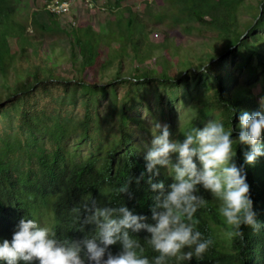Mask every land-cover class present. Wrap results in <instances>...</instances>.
<instances>
[{
  "label": "trees",
  "instance_id": "obj_1",
  "mask_svg": "<svg viewBox=\"0 0 264 264\" xmlns=\"http://www.w3.org/2000/svg\"><path fill=\"white\" fill-rule=\"evenodd\" d=\"M17 1L0 0V73L4 77L0 104L18 96L15 105L21 106V115L27 118L28 110L22 105L40 85L47 86L46 82L64 83L67 87V82H73V90L88 97L82 117L56 121L45 125L46 129H38L42 131L39 137L42 143L36 150L19 141L3 140L0 146V243L5 239L11 241L22 218L36 221V213L43 208H49L53 214V231L59 240L92 236L95 233L91 226L81 230L80 214L74 209H82L86 201L93 199L101 206L124 204L134 214L146 216V223L154 225L151 208L153 197L158 193L151 190L147 176L139 184L133 179L132 199L118 193L129 177H139L145 171L146 153L135 143V136L146 129V121L131 115L126 102L118 106L114 97L107 104L108 113L100 112L94 94L106 95L119 85H127L128 93L134 91L128 100L135 98L139 103L151 91L177 90L189 76L206 74L215 83L214 102L207 108L218 110L226 130L233 128L236 160L238 166L245 168L253 210L262 227L259 232L244 228L243 240L229 238L227 233L231 229L219 214L220 202L200 186L199 194L207 204L195 214L200 221L197 227L205 239L211 237L214 243L203 258L194 256L191 261L173 258L168 264H264V156L254 165L246 164L244 153L250 148L235 140L240 114L259 111L260 99L264 98V93L260 96L255 92V82L251 81L260 74L264 76V0H155L147 2L141 12L124 5L128 0H106L114 18L108 19L100 31L78 26L76 21L66 28L58 17L70 12H58L53 4H44L41 8L49 14V25L40 22L33 12L32 27L42 33L62 32L71 40L69 52L65 48L57 51L56 42H50L45 56L39 51L44 41L19 19ZM86 1L96 6L99 0ZM70 3L72 8L74 0ZM153 4H157L158 9L155 10ZM243 12L249 13L251 18L244 19ZM194 22L201 25L199 30L205 26L215 34L211 44L214 52L205 51L202 45L200 49L196 44L184 45L179 41L178 32L170 34L165 29L179 27L191 33ZM157 30L165 32L161 41L152 38ZM10 38L16 42V51L12 50ZM50 50L55 53L53 62ZM227 55L238 61L228 65ZM32 56L38 61H33ZM61 60L71 63L73 78L56 71L57 62ZM23 62L28 67H23ZM12 75L14 83L9 82ZM105 78L107 82H103ZM106 121L113 125L105 127ZM30 128L35 126L30 123ZM188 132L183 133L184 138ZM74 135L81 141L96 142V146L83 153L76 149L77 145L71 146L70 139ZM104 136H108L107 140ZM160 181L167 188L173 182L171 171L161 169L153 182ZM130 235L140 240L144 254L154 264L158 253L147 242L150 233L141 230ZM110 250L116 254L120 246H111ZM85 264H89L86 258Z\"/></svg>",
  "mask_w": 264,
  "mask_h": 264
},
{
  "label": "clouds",
  "instance_id": "obj_2",
  "mask_svg": "<svg viewBox=\"0 0 264 264\" xmlns=\"http://www.w3.org/2000/svg\"><path fill=\"white\" fill-rule=\"evenodd\" d=\"M232 133V127L226 130L221 121L212 119L202 129L189 131L179 142L170 138L168 125L154 123L151 147L144 157L145 171L139 177H129L118 189L120 195L132 199L133 179L139 184L147 176L151 190L158 193L151 208L154 225L124 204L101 206L93 199L74 211L80 214L81 230L91 226L94 235L61 241L48 227L22 218L11 241L5 239L0 243V262L85 264L86 258L89 264H152L140 240L130 235L141 230L150 233L147 242L158 253L154 264H168L173 258L177 261H191L194 256L203 258L214 241L211 237L205 239L197 227L200 221L195 214L207 204L199 194L200 186L220 202L218 211L231 229L227 233L229 238L243 240L244 228L259 232L262 224L253 210L245 168L235 162ZM235 140L250 148L244 153L246 164L254 165L264 156V98L259 111L240 114ZM174 154H177L175 162ZM161 169L171 171L173 182L167 188L163 181L153 182ZM115 245L120 246V251L113 254L110 248Z\"/></svg>",
  "mask_w": 264,
  "mask_h": 264
},
{
  "label": "rangeland",
  "instance_id": "obj_3",
  "mask_svg": "<svg viewBox=\"0 0 264 264\" xmlns=\"http://www.w3.org/2000/svg\"><path fill=\"white\" fill-rule=\"evenodd\" d=\"M37 1V2H36ZM56 0H18L17 8L19 12V19L29 25V30L34 32L44 42L40 47V54L45 56L49 53L48 45L50 42H56L57 51L61 48L69 50L70 38L62 32H50L42 33L36 30V27H32L31 21L33 18V12L36 13V17L40 22L45 25H49V14L45 8H41V5L51 3L55 6ZM155 0H128L124 5H128L135 10L144 11L145 4L147 2L153 3ZM159 2L160 0H156ZM90 2V1H89ZM86 0H74L73 7L68 15L58 17L60 24L66 28L73 21L78 23V26H90L96 31H100L106 25L108 19L114 18L107 6L106 0H99L97 5H89ZM57 4V1H56ZM153 8L158 9L157 4H153ZM243 18H251L249 13L243 12ZM77 26V27H78ZM198 23L194 22V28L191 33L182 31L179 27L174 29L165 28L170 34L178 32L180 43L184 45L196 44L200 49L201 45L205 51L214 52L212 47V39L215 34L203 26L200 30ZM165 36V32L157 30L153 33L152 38L156 41H161ZM12 50H17L16 42L13 38L9 39ZM117 46V43L115 44ZM69 52V51H68ZM51 62L55 60V53L50 50ZM33 61L37 62L38 58L32 56ZM226 63L233 65L234 61L237 62L238 58L227 55ZM23 67H28L26 62L22 63ZM56 71L66 78H73L74 70L71 63L66 60L57 62ZM238 72V70H236ZM14 75L11 76L9 82L14 83ZM255 82V92L261 96L264 93V76L258 75L251 81ZM107 78L103 82H107ZM4 82V77L0 73V87ZM47 86L40 85L38 90H34L30 99L22 105L23 109H27V118L22 117L20 108L21 106L15 105L18 96L14 97L11 101L5 100L0 104V146L3 144V140L19 141L22 145L29 147L30 149H37L42 143L39 138L42 136V131L38 129H46L45 125H52L54 122H61L65 120H71L76 117H82L85 112V100L88 94L83 92H75L73 90V82L53 83L46 82ZM215 83L206 75H200L198 77L189 76L187 82L180 84V88L175 89H160L158 91H151L145 95L143 100L138 103V99L133 98L128 100V96L133 95L134 91L128 93L127 85H119L114 92L108 94L97 93L94 94L96 101L95 105L100 112L108 113L106 110L109 100L113 97L117 101V105L120 106L124 102L128 107V112L136 117H142L146 121V129L135 136V143L143 149V152L147 154L151 147V141L153 139L152 127L153 124L159 122L161 125H168L171 133V139L179 142H183L184 132L191 131L194 128L202 129L205 124L212 119L221 121L219 112L216 109L207 108L214 102ZM130 91V90H129ZM7 92L3 95V99L6 98ZM126 96V97H125ZM262 99V98H261ZM260 99V100H261ZM211 103V104H209ZM39 120V121H38ZM31 125L35 128L31 129ZM111 121L104 122L105 127L112 126ZM154 131V129H153ZM108 137V136H107ZM104 136V140H107ZM233 138V136H232ZM104 140L100 141L101 143ZM71 146L77 145L76 149L83 153H88L90 148L96 146V142H90L89 140L81 141L74 135L70 139ZM46 145H48L46 143ZM34 150V151H35ZM173 162L177 159V154H174ZM235 162L237 163L236 157ZM198 163V162H197ZM238 166V163H237ZM37 223L43 227H48L53 231L54 217L49 208H43L41 212H37Z\"/></svg>",
  "mask_w": 264,
  "mask_h": 264
},
{
  "label": "bare ground",
  "instance_id": "obj_4",
  "mask_svg": "<svg viewBox=\"0 0 264 264\" xmlns=\"http://www.w3.org/2000/svg\"><path fill=\"white\" fill-rule=\"evenodd\" d=\"M58 12L68 13L71 10L70 0H58L56 4Z\"/></svg>",
  "mask_w": 264,
  "mask_h": 264
}]
</instances>
